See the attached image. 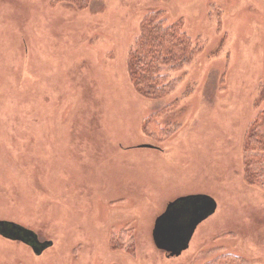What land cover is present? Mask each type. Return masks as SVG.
I'll use <instances>...</instances> for the list:
<instances>
[{
    "label": "rangeland",
    "instance_id": "obj_1",
    "mask_svg": "<svg viewBox=\"0 0 264 264\" xmlns=\"http://www.w3.org/2000/svg\"><path fill=\"white\" fill-rule=\"evenodd\" d=\"M50 1L0 0V220L46 241L36 255L0 237V264H264V192L241 181L240 159L264 108V0ZM151 10L201 50L163 70L177 80L167 96L140 102L126 54ZM173 102L161 121L178 131L141 139L142 118ZM195 195L212 212L187 222L188 247L169 256L154 230L179 224ZM126 226L134 253L110 252Z\"/></svg>",
    "mask_w": 264,
    "mask_h": 264
},
{
    "label": "trees",
    "instance_id": "obj_2",
    "mask_svg": "<svg viewBox=\"0 0 264 264\" xmlns=\"http://www.w3.org/2000/svg\"><path fill=\"white\" fill-rule=\"evenodd\" d=\"M91 0H51L50 4L66 3L77 10L86 8ZM160 10H151L140 22L139 32L126 54V72L131 86L142 99L157 100L167 96L177 84V80H167L163 70L172 71L190 64L200 52L201 46L180 29V21L165 24ZM175 102L150 112L141 120V139L162 143L175 134L177 124L164 125L162 116ZM264 108L248 123L254 129L248 133L241 145V181L247 187L258 188L264 192V131L257 129L262 123ZM139 136V134H138ZM140 137V136H139ZM62 174V173H61ZM55 199L50 200V206ZM47 204V208L50 207ZM131 229L122 227L108 238L110 252L125 251L132 255V246L127 245ZM10 242V241H9ZM13 243V242H11ZM205 264H246L245 259L232 254L220 255Z\"/></svg>",
    "mask_w": 264,
    "mask_h": 264
},
{
    "label": "water",
    "instance_id": "obj_3",
    "mask_svg": "<svg viewBox=\"0 0 264 264\" xmlns=\"http://www.w3.org/2000/svg\"><path fill=\"white\" fill-rule=\"evenodd\" d=\"M185 200L190 201V206L187 208V211H184L180 214L179 218V224L174 223L171 225L166 226L162 231L154 230V242L157 247L160 249L166 250L170 253L171 256L179 255L181 251L185 248H187L186 245H188L189 236L186 228L187 222L190 220L191 226L196 225L205 217L211 214L212 212V200L206 196L203 195H195L193 197H188ZM179 202L175 201L167 205L165 209V213L160 215L157 218L156 225H158V220L161 219L163 222L164 220L168 219L172 215V211L176 205H178ZM195 206V207H194ZM3 224L2 221H0V226ZM189 226V227H191ZM191 229V228H190ZM190 232V230H189ZM183 241L181 244H178V241ZM177 242V243H176ZM175 243V244H174ZM168 244L167 247H165ZM45 246L41 247H34L32 248L36 254L41 253V249L43 250Z\"/></svg>",
    "mask_w": 264,
    "mask_h": 264
},
{
    "label": "flooded vegetation",
    "instance_id": "obj_4",
    "mask_svg": "<svg viewBox=\"0 0 264 264\" xmlns=\"http://www.w3.org/2000/svg\"><path fill=\"white\" fill-rule=\"evenodd\" d=\"M164 213H165V210H164V212L162 214H164ZM0 221L3 222V224H1V226H0V237L5 242H7V241L16 242V244L25 245L28 248H30L31 250L34 247L43 246L44 242H46V241L40 240L39 237L37 236V234H34L32 230L24 227L23 225H20V224L15 223V222L7 221V220H5V221L4 220H0ZM181 242H183V241L182 240L178 241V244H181ZM167 246H168V244L165 247H167ZM186 246L188 247V245H186ZM185 249H183L181 251V253ZM164 252L167 255L171 256L168 251L164 250ZM40 254H36V255H40Z\"/></svg>",
    "mask_w": 264,
    "mask_h": 264
}]
</instances>
